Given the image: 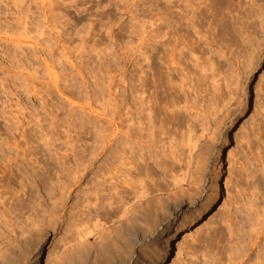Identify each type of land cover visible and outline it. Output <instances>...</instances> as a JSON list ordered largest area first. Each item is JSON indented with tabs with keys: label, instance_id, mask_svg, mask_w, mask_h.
<instances>
[{
	"label": "rangeland",
	"instance_id": "374dc122",
	"mask_svg": "<svg viewBox=\"0 0 264 264\" xmlns=\"http://www.w3.org/2000/svg\"><path fill=\"white\" fill-rule=\"evenodd\" d=\"M6 2L32 16L23 33L0 24V255L13 241L24 257L26 233L42 248L32 264H50L57 238L200 158L174 214L153 221L149 202L147 226L140 212L135 237L98 241L83 264H264V0ZM234 90L241 110L208 139Z\"/></svg>",
	"mask_w": 264,
	"mask_h": 264
},
{
	"label": "bare ground",
	"instance_id": "6f19581e",
	"mask_svg": "<svg viewBox=\"0 0 264 264\" xmlns=\"http://www.w3.org/2000/svg\"><path fill=\"white\" fill-rule=\"evenodd\" d=\"M44 5L45 4L43 3L42 7L45 9L44 16L47 17L45 21L51 23V18H49L51 15V12H49L48 14L45 13L46 8L44 7ZM6 7H8L6 0H0V24L6 25L7 28H9V30H12L15 25H19V27L22 29V31L20 30V33H23L25 31V28L27 27L25 25L27 22L26 18H28V16H32V11L29 12V6L26 7L25 5V8L20 7L17 10L16 15L15 14L13 15L12 12L10 13V12L5 11ZM6 14L8 15V17ZM17 27L18 26H16L15 29H17ZM55 37L57 41L56 45L60 47L61 54L63 56L65 55L68 57L67 53L70 48L69 46L70 42L66 38L61 37L60 34H55ZM79 42H80L79 45H74V46L76 47L79 46L80 48L83 49L87 42L86 36L82 35L80 37ZM3 52L6 53V55H8V50L6 48L2 49V53ZM48 52L52 53L53 49H49ZM73 67L77 71V73L80 74L82 81L86 82V76L82 72V64L79 67L78 65H76V63L75 64L73 63ZM232 93L234 95L232 96L230 105L227 107V109H224L221 113H219V115L216 117L213 123H211L208 126L209 127L208 139L219 140L223 138L224 131H225L228 121L232 119L235 116V114L241 110L242 103L245 97L244 92L239 91V90H234ZM98 113H105V112L98 111ZM98 117L99 118H96L94 120L95 121L94 124L96 125L98 124V127L96 126L95 129L97 133H100V136H101L102 135L101 132H103V130L106 129V127L109 126V124H107L106 126L104 124L98 123L97 119L101 118L100 116ZM84 150L85 149H83V151ZM73 163L75 162H71L69 164L63 163L61 164L62 166L61 168L68 170V171L69 170L79 171L80 169H84L87 166L86 164L82 162L81 163L77 162V164L73 167L72 166ZM203 165L204 163H202L200 158L190 161L188 163V167L177 171L170 178V181L166 185L162 186L160 183H156L153 185V187L149 191L141 190L138 194V197L135 200H133L129 204H123L120 207H118L117 210H115V212L111 216L107 217V219L106 218L104 220L96 219L91 222L85 223L82 227L78 228L76 232L73 234V236L67 241H63L64 239H58V238L57 240L54 239L56 240L54 241L56 242L55 244L56 248H57V245L58 246L63 245V247L60 249H53L50 253H48L47 260L50 262V264H83L84 261L87 260V257H89L88 255H90L92 247H97V243L99 242H101V244L98 245L100 247L98 248V251L100 253L104 251L108 252L109 250L108 247L110 246V244L109 246L108 244H104L103 240L105 241L106 239V241L108 242L107 239H110V238L111 240L112 238L115 239L118 236H120L124 230L131 228L132 227L131 223H133L132 220L135 217H137V215H138L137 219H140L142 217V221L145 224V226L148 225L150 217H147L145 215L143 209H145L148 206L149 202L154 201L155 206H156V209H155L156 213L154 214V216H152V219H151L153 221H155L159 217L158 215H160L161 213L167 212L168 216L174 214L177 208L182 203L181 200H175V198L177 197L179 198L180 196L179 192H181V190L182 191L184 190L183 189L184 185L187 182L197 183L196 182L197 180H195V178L197 174L200 173V170H201L200 168H202ZM200 204H202V201ZM139 213L141 217L139 216ZM139 227L140 229L143 228V226H139ZM25 234H24L25 241L23 239L22 240L26 243V248H25V245H22V247L27 249L28 247L27 241L29 240L31 241V238L29 237L30 236L29 234H26L27 236L25 237ZM135 235H136L135 230L134 231L132 230L131 232H129L127 239H124V240L128 241L131 238L135 237ZM11 239L14 240L12 237ZM30 241H29V249L27 250V252L25 251L26 254L22 258L20 257V253L19 254L17 253L18 248L22 249L21 245H18V242L17 244H15L16 242L13 244V241H12L11 245L10 246L8 245L7 249L4 250L5 252L3 251V253L0 255V264H32V262L38 257V255L42 253L41 252L42 248H40V246L38 247L37 245L35 247L33 243L30 245L31 243ZM31 249H34V253L33 251H31ZM20 252H23V251H20ZM99 252L97 253L99 254ZM35 253L37 254L35 255Z\"/></svg>",
	"mask_w": 264,
	"mask_h": 264
}]
</instances>
